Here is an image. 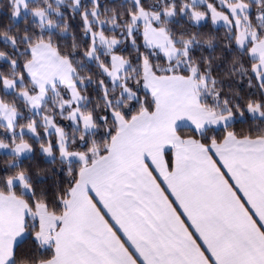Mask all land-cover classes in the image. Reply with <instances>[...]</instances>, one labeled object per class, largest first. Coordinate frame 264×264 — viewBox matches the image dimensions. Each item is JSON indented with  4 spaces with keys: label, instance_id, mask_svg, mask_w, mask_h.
<instances>
[{
    "label": "snow or ice",
    "instance_id": "obj_1",
    "mask_svg": "<svg viewBox=\"0 0 264 264\" xmlns=\"http://www.w3.org/2000/svg\"><path fill=\"white\" fill-rule=\"evenodd\" d=\"M0 264H264V0H8Z\"/></svg>",
    "mask_w": 264,
    "mask_h": 264
},
{
    "label": "trees",
    "instance_id": "obj_2",
    "mask_svg": "<svg viewBox=\"0 0 264 264\" xmlns=\"http://www.w3.org/2000/svg\"><path fill=\"white\" fill-rule=\"evenodd\" d=\"M110 3H116L118 0H109ZM120 2H123L124 4H128L131 1L129 0H120ZM70 11V10H68ZM0 13L4 14L5 16L8 15V0H0ZM118 95V93H117ZM55 170V169H53Z\"/></svg>",
    "mask_w": 264,
    "mask_h": 264
},
{
    "label": "rangeland",
    "instance_id": "obj_3",
    "mask_svg": "<svg viewBox=\"0 0 264 264\" xmlns=\"http://www.w3.org/2000/svg\"><path fill=\"white\" fill-rule=\"evenodd\" d=\"M129 1H131V0H129ZM69 9H65V11H68Z\"/></svg>",
    "mask_w": 264,
    "mask_h": 264
}]
</instances>
